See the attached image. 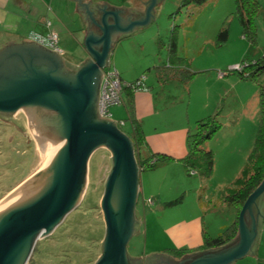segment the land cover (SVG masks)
Wrapping results in <instances>:
<instances>
[{
    "label": "water",
    "instance_id": "95a60500",
    "mask_svg": "<svg viewBox=\"0 0 264 264\" xmlns=\"http://www.w3.org/2000/svg\"><path fill=\"white\" fill-rule=\"evenodd\" d=\"M156 4L152 0L145 18L79 0L78 8L86 13L91 26L85 42L91 59L77 72L38 43L19 42L0 51V113L15 120L16 113L25 109L37 145L28 181L0 203V264H28L37 242L50 236L81 205L90 161L99 149L111 151L113 167L100 204L107 231L95 264H142V257L128 254L139 226L135 211L141 171L134 142L114 121L99 116L98 102L111 47L129 31L149 24ZM263 200L264 180L246 200L239 215V235L232 244L181 260L152 253L145 264L152 260L233 264L243 259L257 243Z\"/></svg>",
    "mask_w": 264,
    "mask_h": 264
},
{
    "label": "rangeland",
    "instance_id": "374dc122",
    "mask_svg": "<svg viewBox=\"0 0 264 264\" xmlns=\"http://www.w3.org/2000/svg\"><path fill=\"white\" fill-rule=\"evenodd\" d=\"M182 2L183 0H159L155 6L157 12L155 21L140 30L142 32L136 33V35H142L138 42L145 46V50L135 54L132 59L140 62L138 66H146L150 54L154 57V53L159 52L155 42L162 41L166 44L172 32H176L178 56L185 58L188 70L197 73L188 84L193 95L191 102L189 99L185 101V116L190 114L193 117L192 120L195 118L194 121H196L197 118H206L219 110L217 121L221 124V128L204 145V149L214 150L215 161L219 164L216 175L214 171L212 178L206 180L208 188H212L206 196L207 199H211L216 195L217 197L222 195L221 190L218 191V185L225 182L226 185H221L222 188H225L237 178L247 160L246 152L242 151L236 155L237 158L232 157L231 165H228L227 157L231 156L234 145L232 148L231 146L226 148L225 143L235 137L240 142L248 143L250 132L253 131L254 145V138L258 131L261 114L256 98L259 96V84L263 82L264 76L250 79L247 77V73H239L237 67L242 66L243 68V66L252 65L264 56V0H258L260 6L254 18L256 29L254 40L244 34L235 0H209L202 7L192 6L188 9L181 7ZM223 27L229 30V38L227 42L220 43L218 35ZM135 42L137 43V41ZM161 51L163 54L166 53L164 47ZM72 54L76 56L74 50H72ZM148 72L146 70L147 74ZM186 73L188 74V72ZM216 78L221 81L218 82ZM173 95L178 97L175 91ZM186 96L190 98L188 91H186ZM209 98L211 102L215 98V110L213 106L210 109L206 108ZM172 107L171 112L174 115H178L182 111L180 106L177 107V103ZM111 114L113 121L119 122L121 119L125 121L126 125H118L119 129L130 134L131 124L127 119L125 107L117 106L111 109ZM14 118L15 120L0 115V203L8 198L13 191H17L16 189L20 185L28 181L36 160L37 145L30 129L28 114L22 110L16 113ZM236 121H242L239 130L231 128L233 122ZM191 129L192 132H195L197 122L193 123ZM239 151L237 149V152ZM112 167L111 151L99 149L93 154L90 161L88 188L81 205L50 236L37 242L28 264L96 263L102 254V242L107 231L104 217L100 216V204ZM147 171L149 170H145V175L155 173H147ZM156 173L154 174L156 183H153V186L157 188L164 200L171 201L177 197V194L181 196L178 192L179 184L176 181L165 183L166 177L169 175L165 170H158ZM139 179L141 183V176ZM138 201L135 214L142 227L141 231L135 234L130 241L128 252L131 254L136 248L140 255L150 254V251L155 248L153 247L155 244H158L156 246L159 249H164L168 244L166 236L162 233L164 226L170 221L181 219L190 213L199 215L201 211L199 202L203 205L202 201L198 200V195L194 197V195L188 194L184 203H181L182 206H179L174 213L164 211L157 215L158 217L154 216L157 223L153 226L150 224L147 237L146 218L158 204L153 201L150 206L148 199V205L144 206L142 196ZM262 210H264V200ZM216 215L217 220L214 216H209L208 223L215 225L217 221L220 224V221L227 220V214L222 211ZM154 226L155 230H153ZM155 238L156 241H154Z\"/></svg>",
    "mask_w": 264,
    "mask_h": 264
},
{
    "label": "crops",
    "instance_id": "0c3cea01",
    "mask_svg": "<svg viewBox=\"0 0 264 264\" xmlns=\"http://www.w3.org/2000/svg\"><path fill=\"white\" fill-rule=\"evenodd\" d=\"M84 1L87 4L95 3L99 5H108L145 18L147 9L152 2V0ZM158 2L159 0H157V4ZM78 3L79 0H0V51L6 46L15 43L26 41L33 42L28 39L29 34L32 32L46 35L50 31H54L59 36V46L63 51L62 54H56L66 62V66L69 70L77 72L86 61L91 59L85 49V42L89 38L91 26L86 13L78 8ZM156 16L157 12L154 8V19L149 24L129 31L127 35L120 37L116 41V44L111 47L109 53L108 67L103 69L102 72L104 75V71L108 70L109 67L115 69L119 73L124 84L136 82L143 75H146L145 83L147 89L136 91L133 97L135 113L140 120L145 135V141L147 143V146L141 151V157L147 158L153 154H166L172 158L171 160L161 163L157 168L147 171V173L155 172L152 175H145V171L140 173L142 175H140L141 183L138 199L140 200L142 196L144 206L148 205V199L150 201V206L153 204V201H156L158 204L155 209H150L151 213L148 215L149 222L148 218H146L145 231L147 237L150 224L153 226L157 223L154 220V216L158 217L157 215L164 211H171L174 213L179 206H182L180 204L171 207L168 206L167 203L176 200L179 197L183 198L184 203L186 196L191 194L194 195V197H197L198 195V200L200 199L203 204L201 205L199 202L201 210L199 215L196 216V214L192 215L190 213L187 214L186 217L173 220L172 222L170 221L165 225L162 229V233L166 236L168 243L166 244L167 246H165L164 249H159V247H157L158 244H155L153 246L155 248L150 251V254L161 253L172 256L169 250L174 248L189 250V254H196L212 250L202 249L207 236L217 237L225 228L235 223L237 218L236 209L232 205L222 201L225 189L233 181H231L225 188H222L221 185H226V183L222 182L218 185V191L221 190L222 195L219 197L216 195L214 198L207 199V192L211 191L212 188H208L206 179L199 175H191L182 161L190 149L189 135L190 132H192V125L203 118H197V120L194 121L195 118L192 120L193 117H191L190 114L185 116V101L189 99L191 102L193 95L188 84H185L178 77L170 78L168 80L164 78L166 75L173 74L172 70L169 71L167 69L169 63L168 54L170 40H168L166 44L162 41H159L158 43L155 42L159 52L154 49V51H156L154 57L150 54L151 56L148 58L149 62L146 66H138L140 62L132 59L135 54H138L141 50H145V46L138 42L141 40L142 35H136V33L142 32L140 30L151 25L155 21ZM47 21L51 22L50 27L47 25ZM135 41H137V43ZM162 47L166 49L165 54L161 51ZM72 50L75 51L76 56L72 54ZM186 64L188 65L187 61ZM146 70L149 71L148 74L146 73ZM216 79L218 82L221 81L219 78ZM174 91L177 93L178 97H174ZM186 91H188L190 98H187ZM256 99L259 106V96ZM176 103L177 107L180 106L182 108V111L178 115H174L171 112L173 109L172 106L176 105ZM122 106L125 107L128 115L126 93L124 94ZM206 106L207 109H210V107L213 106L215 110V98L212 102L209 98ZM122 122L124 123L123 125H126L123 119L115 123L117 125H122ZM240 123H242V121L233 122L231 128L233 130H239ZM252 135L253 131L250 132V140L248 143L240 142L239 140H236V137L233 140L229 139V141L225 143L226 148H230V146L232 148L234 145L231 156L227 157L228 165H231L232 157L237 158L238 156L236 155L242 151L246 152L245 157L247 158L253 147ZM237 149L240 151L237 152ZM217 166L219 168L218 162L215 161V175L218 172ZM158 170H165V172L169 174L166 177L165 183H173L176 181V183L179 184L178 192L181 196H178L179 194H177V197L171 201L162 198L157 188L153 186V183H156L154 174H157L156 172ZM220 211L227 214V220L225 222L220 221V224L217 221V224L215 225L208 223L209 216H214L217 220L216 214H219ZM263 211L264 210H262V213ZM136 219L139 227L135 234L140 232L142 227L137 216ZM157 220L160 221V219ZM210 224L213 225V227H211ZM153 230H155V226L153 227ZM236 240L237 239L234 241ZM154 241H156V238ZM233 242H230L228 245ZM137 251L138 250L135 248L131 254L129 252L128 254L130 257H142V264H145L146 256L150 254L146 253L145 255H140ZM233 264H264V217H262V224L257 243L246 257Z\"/></svg>",
    "mask_w": 264,
    "mask_h": 264
},
{
    "label": "trees",
    "instance_id": "16d2710c",
    "mask_svg": "<svg viewBox=\"0 0 264 264\" xmlns=\"http://www.w3.org/2000/svg\"><path fill=\"white\" fill-rule=\"evenodd\" d=\"M209 0H183L181 7L190 8L192 6L202 7ZM237 14L240 23L243 26L246 37L254 40L256 37V29L254 26V18L259 10L258 0H235ZM229 38V30L225 27L221 29L218 35V42L225 43ZM169 63L167 69L173 71V74L166 75L165 79L178 77L185 84H189L195 72L188 70L185 58L178 56V38L176 32H172L169 39ZM245 70V71H244ZM248 70V71H247ZM185 72H188V74ZM239 73H247L250 79H257L264 76V56L252 65L243 66ZM167 74V73H166ZM164 75V74H163ZM243 75V74H241ZM121 79V78H120ZM122 81V79H121ZM124 84L122 89V98L124 94L127 96V111L128 120L131 124V133L127 134L134 142V149L140 171L153 170L161 163L171 160V156L166 154H153L147 158L141 157V151L147 146L142 125L135 113L134 93L142 87H137L135 84ZM147 89L146 83L143 84ZM259 106H260V123L257 134L254 138V145L247 157L246 163L241 174L233 180V182L225 189L222 201L232 205L237 211V218L234 224L225 228L217 237L205 238L202 246L203 250L220 248L228 245L237 239L239 234V215L248 199V197L260 186L264 180V80L259 84ZM219 110L213 114L203 118L197 122L195 132H190V149L188 154L182 159L186 168L191 175H199L200 177L209 180L212 178L215 171L214 152L204 149L205 143L211 139L221 128V124L217 121ZM183 202V198L179 197L167 203L168 206H178ZM175 259H181L189 254V250L185 249H170L169 250Z\"/></svg>",
    "mask_w": 264,
    "mask_h": 264
},
{
    "label": "built area",
    "instance_id": "2783aa9c",
    "mask_svg": "<svg viewBox=\"0 0 264 264\" xmlns=\"http://www.w3.org/2000/svg\"><path fill=\"white\" fill-rule=\"evenodd\" d=\"M47 25L50 27L51 22L47 21ZM28 39L38 43L39 45L57 53L62 54L63 51L59 46V36L56 32L50 31L46 35H42L36 32L29 34ZM242 66H238L237 70L241 71ZM146 77L142 76L139 81L135 84L138 89L145 90L143 87L145 84ZM124 84L122 83L119 73L115 69L109 67L108 70L104 71L103 80L100 88V98L98 102V113L101 118L111 119V109L123 104L122 89ZM124 124L123 122L121 123Z\"/></svg>",
    "mask_w": 264,
    "mask_h": 264
},
{
    "label": "bare ground",
    "instance_id": "6f19581e",
    "mask_svg": "<svg viewBox=\"0 0 264 264\" xmlns=\"http://www.w3.org/2000/svg\"><path fill=\"white\" fill-rule=\"evenodd\" d=\"M22 110H24V111L27 113V111H26L25 109H21L20 111H22ZM25 183H26V182H25ZM22 186H23V185H22ZM22 186H20V187H22ZM20 187H18V189H16L17 191H13V192L8 196V198H6L5 200L11 198L14 194H16V193L19 191ZM5 200H4V201H5Z\"/></svg>",
    "mask_w": 264,
    "mask_h": 264
},
{
    "label": "flooded vegetation",
    "instance_id": "af4514ba",
    "mask_svg": "<svg viewBox=\"0 0 264 264\" xmlns=\"http://www.w3.org/2000/svg\"><path fill=\"white\" fill-rule=\"evenodd\" d=\"M40 111V110H39ZM0 115H7V114H1L0 113ZM154 262V263H153ZM149 264H168V263H160V262H157V261H155V260H152V261H150L149 262Z\"/></svg>",
    "mask_w": 264,
    "mask_h": 264
}]
</instances>
